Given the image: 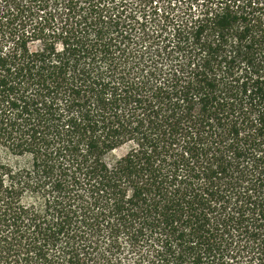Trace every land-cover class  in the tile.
<instances>
[{"label": "trees", "instance_id": "obj_1", "mask_svg": "<svg viewBox=\"0 0 264 264\" xmlns=\"http://www.w3.org/2000/svg\"><path fill=\"white\" fill-rule=\"evenodd\" d=\"M0 264H264V0H0Z\"/></svg>", "mask_w": 264, "mask_h": 264}, {"label": "rangeland", "instance_id": "obj_2", "mask_svg": "<svg viewBox=\"0 0 264 264\" xmlns=\"http://www.w3.org/2000/svg\"><path fill=\"white\" fill-rule=\"evenodd\" d=\"M122 152V150H117L116 152H115V154H120Z\"/></svg>", "mask_w": 264, "mask_h": 264}]
</instances>
